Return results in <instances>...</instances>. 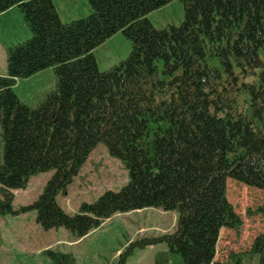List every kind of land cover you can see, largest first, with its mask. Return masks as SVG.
I'll list each match as a JSON object with an SVG mask.
<instances>
[{
  "label": "trees",
  "instance_id": "16d2710c",
  "mask_svg": "<svg viewBox=\"0 0 264 264\" xmlns=\"http://www.w3.org/2000/svg\"><path fill=\"white\" fill-rule=\"evenodd\" d=\"M172 1L87 0L89 15L64 24L52 0H0V16L20 14L32 33L6 49L0 76V217L34 212L43 230L81 239L114 214L176 212L172 233L129 244L117 264L154 245L165 250L153 264H221L219 231L239 226L227 179L264 192V0H178L182 23L156 29L147 15ZM119 31L130 54L100 73L92 52ZM48 68L55 90L36 108L21 103L16 82ZM99 144L127 183L66 214L57 197ZM47 172L42 193L14 211L10 192ZM257 212L264 217V206ZM251 254L264 264V232Z\"/></svg>",
  "mask_w": 264,
  "mask_h": 264
},
{
  "label": "rangeland",
  "instance_id": "374dc122",
  "mask_svg": "<svg viewBox=\"0 0 264 264\" xmlns=\"http://www.w3.org/2000/svg\"><path fill=\"white\" fill-rule=\"evenodd\" d=\"M75 13L71 19H83V2L73 0ZM184 9L178 0L147 15L156 29L178 27L183 21ZM62 23L72 20L64 19ZM32 37L20 14L14 13L0 23V74L6 73V49L22 44ZM131 51V44L121 31L93 50L92 54L100 73L124 62ZM161 65V64H160ZM55 90V75L52 68L26 79H20L13 87L21 103L36 108L45 97ZM1 133V129H0ZM2 143L0 137V161ZM52 172L31 177L24 190H12L11 207L18 211L31 205L42 193ZM127 183V173L121 163L111 158L104 145L99 144L67 186L57 197V204L66 214H74L82 203L91 204L105 191L118 192ZM226 199L239 218L236 229L221 228L219 231L214 261L221 264H256L251 254L255 238L264 232V217L257 212L264 206V192L231 179L226 181ZM0 200L2 196L0 194ZM176 212L146 208L127 213L114 214L81 239L75 238L64 228L43 230L35 220V213L0 217V264H49L46 251L71 254L78 264H117L118 256L125 253L129 244L145 238L170 234L175 229ZM164 245L134 249L126 256L125 264H153L157 252Z\"/></svg>",
  "mask_w": 264,
  "mask_h": 264
},
{
  "label": "crops",
  "instance_id": "0c3cea01",
  "mask_svg": "<svg viewBox=\"0 0 264 264\" xmlns=\"http://www.w3.org/2000/svg\"><path fill=\"white\" fill-rule=\"evenodd\" d=\"M52 1L60 20H61L60 12L62 11V14H66L65 15L66 17H63L64 19L75 21L71 19L75 13V4L73 0H52ZM83 5H84V11L82 17L85 15L87 10H88L87 13L89 14V9L87 8L88 6L84 2ZM9 16H10L9 13H5L4 15L0 16V21H6L9 18ZM5 74L6 73H1L0 76H4Z\"/></svg>",
  "mask_w": 264,
  "mask_h": 264
}]
</instances>
